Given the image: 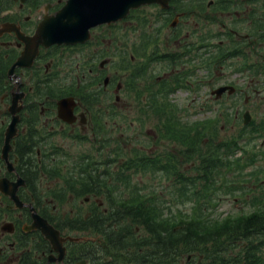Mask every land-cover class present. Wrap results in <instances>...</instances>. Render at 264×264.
Listing matches in <instances>:
<instances>
[{"label": "flooded vegetation", "instance_id": "obj_1", "mask_svg": "<svg viewBox=\"0 0 264 264\" xmlns=\"http://www.w3.org/2000/svg\"><path fill=\"white\" fill-rule=\"evenodd\" d=\"M66 1L0 0V179L6 184L4 188H13V183L20 182L15 191L20 205H17L9 195L0 192V221H5L3 224L0 222V264H27L30 252L33 253L36 264L45 263L47 259L44 252L30 249L33 241L39 240L40 242L42 237L40 230L32 227L34 221L32 214L36 213L40 217H46L41 214V190L33 184L34 179L39 175H35L23 164V159L18 152L17 140L21 142L24 135L29 139L30 134L34 141L45 144L51 142L48 140V134L68 131L69 139L66 143H71L72 138L78 139L79 142H91L88 134H95L92 127H97L94 124L99 116L108 114V110H112L114 113L112 116L123 115L125 109L119 107L116 102L119 104L125 102L126 91L139 89L141 93L144 92L141 89H146L148 91V94L144 95V100L147 99L146 103L138 101L129 109L140 105L137 110L142 108L151 110L149 102L152 101V94L157 92L156 90L163 84L166 77L178 74L168 73L165 77L158 79L157 76L155 82L151 79L152 75L147 79L140 78L142 74L140 68H136L137 73L131 72L128 75L124 74V69H121L120 73L118 71L112 74L109 71L110 56L114 57L116 54H125V57L132 60V63H136L141 54L148 57L147 63L162 60V58L160 56L155 58L158 54L152 55V52L145 53L146 45V47L139 45L140 48H137L134 45L135 41L130 44L123 37L120 39V33L107 37L108 30L137 27L143 31L145 26L142 25L141 17L145 15L142 12H145L146 8H153L158 18L155 20V25H152V21H149V24L146 23L150 29L145 28V34H148L149 45L155 52L158 51V43L183 44V48L188 47V39L194 30L199 29L200 24L190 21L189 25H185L189 22L183 19L186 15L200 16L204 24L217 25L219 35L225 38L224 40L219 39L217 45L226 47L230 40L248 38L246 31L249 29L250 22L247 17L251 11V5L245 3L244 0H169L167 7L162 8L156 3L143 5L116 21L94 25L88 29L89 35L84 41L52 43L48 46L42 43L35 46L32 42L31 45L28 44L27 37H33L41 22L48 17L55 16ZM193 3L195 6H191ZM140 13H142L141 17ZM241 18L245 19L244 27L239 26L242 22ZM210 30L207 28L203 32H210ZM197 34H201V31L197 30ZM215 36L217 34L213 33L210 37ZM189 41L191 42L192 39ZM208 43L209 45H204L208 54L219 52L215 45L212 46L211 40ZM34 47L35 55L30 64H18L17 61L20 60L25 50L28 49V54H32ZM181 53L183 54V51ZM178 56L179 54L175 53L166 57L175 59ZM118 59H120L119 56ZM120 60V65L123 66L125 60ZM21 62H29V55ZM63 64H65L64 67ZM182 72L183 70H180V73ZM180 76H183V73ZM161 81L163 82L159 83ZM13 95L22 96V107L16 125V136L11 139V149L5 160L1 157V147L5 128L11 118L8 107ZM134 95L139 98V94ZM64 97H71L75 102L72 108L74 119L71 122H66L58 116L57 102ZM103 102L106 103L104 111L100 106ZM124 116L121 117L124 119ZM37 148L35 149L36 156L41 157ZM43 151L44 148L41 147V154ZM52 212L56 211L52 209ZM87 213L91 220V227H88V231L95 232L92 227L93 216L90 211ZM49 216L54 218L50 213ZM110 224L107 222L106 228ZM112 227L117 230L114 223ZM60 231L63 235L67 233L66 228ZM99 233L102 232L93 233L95 236L90 239L94 242L93 244L99 243L98 247L117 251V246L125 245L124 233H120L119 236L112 233L109 238L105 237L104 233ZM100 237L103 238V242ZM113 237L118 238L117 242L111 240ZM94 247L96 248L95 245ZM140 250L139 248L138 251ZM66 255L67 249L63 261L57 264H71V259H67ZM167 256L168 261H172L170 253ZM41 257L44 258L42 262ZM83 257L87 264L96 263L93 259L95 258L93 249H89ZM101 263L111 264L104 261Z\"/></svg>", "mask_w": 264, "mask_h": 264}, {"label": "rangeland", "instance_id": "obj_2", "mask_svg": "<svg viewBox=\"0 0 264 264\" xmlns=\"http://www.w3.org/2000/svg\"><path fill=\"white\" fill-rule=\"evenodd\" d=\"M193 5L195 6V3L191 4V6ZM155 11L156 10L153 8H146L145 12H142L145 15L144 17H150V19L147 20L143 19L142 13L139 15L140 17L142 16V25L145 26L147 30L150 29L148 22L152 21V25H155V20L158 18V14L155 13ZM183 19L189 20L188 24L185 25H189L190 21L200 24L198 27L199 29L194 30L191 37L188 39V43L192 45V47L188 46L183 48V44L164 45L158 43V51L155 52L152 51L151 45H149L148 34H145L144 27L143 31L139 30L137 27H128L124 28V30H108L107 37L116 36L120 33V39L123 37L124 40L130 44L135 41L134 45L137 48H140V46H147L145 48V53L152 52V55L158 54L155 58L159 56L162 58V60L147 63L149 60L148 57H146L145 54H141L136 63H132V60H128V57H125V54H116L114 57L110 56L109 71L114 74L118 71L120 73V70L124 69V74L128 75L131 72L137 73L136 68H140L142 73L140 78L147 79L152 75L151 79L155 82L157 76L158 79L165 77L168 73L173 74L174 72L179 74L180 70H183V76L179 77V81H175L174 76L166 77L167 81L171 80V89L178 86L177 82L186 83L188 87V89H183L181 86H178L179 88L173 90L167 96L169 103H171L169 109L174 112V115L180 120V123L189 122L187 125H192V121L211 117V120H216L218 141L230 143L232 149L235 148V145H237L238 148L234 151L232 157L228 156V161L225 166L215 168L216 171L219 172V175L217 173L213 174V177H216V182L215 179L212 182H208L201 178V181L198 183L201 188H204L207 184H210L212 188H229L235 195L231 198L230 194H226L225 192L220 193L217 190L210 191L212 193L214 192L211 196L212 198L219 197L210 203V205L205 202L202 205V210L205 215L211 218H220L227 214L235 215L252 212L254 209L251 208L252 205L249 204L251 203L252 195H262L258 203L264 202V131L257 126L259 121L264 120V81L259 80V78L264 79V73H258L255 76L251 75L252 77H250L252 73H250L248 67L237 70V66L241 63L239 57H226L223 59V57L216 52L208 54L207 50L204 49V45L198 42L197 30L204 34L203 31L210 28L209 40L213 43H217L219 39H225L224 36L219 35L217 31L218 26L208 23L204 24L200 16L186 15ZM241 19L242 22L239 23V26L244 27L245 19ZM213 33H216L217 36L211 38L210 36L213 35ZM190 39L194 40L195 43H190ZM181 51H183V54ZM246 51L247 50L244 52ZM261 51L264 52V45L255 48L250 56L252 59H261L262 61L263 54ZM175 53L179 54L175 59H168L166 57L169 54L174 55ZM257 53L260 55H256ZM118 56L120 59L125 60L123 66L120 65L121 60L118 59ZM207 61L212 65L210 71H207L209 69L205 67V64L208 63ZM64 65L65 64L62 66L64 67ZM149 66H151L150 69H148ZM224 84L235 85L236 91L233 94L225 91L220 97H216L212 91ZM142 87H144V85H142ZM141 90L144 92L140 93L139 89L137 91H126L124 96L125 102L123 104L116 102L119 107L125 109L123 113V115H125L124 119L121 117L123 115L116 114L112 116L114 113H112V110H108V114L99 116L95 120L97 124L95 122L94 125L98 127H92L95 134H88L92 143L89 141L79 142L76 138H72L71 143H66L69 139V135L67 134L68 131H65V133L56 131L52 135L48 134V140L51 142L42 144V146L41 143H39V147L37 148L40 151L39 155L41 156V147H43L44 153L55 159L57 167L59 168L56 172H60V174L58 176H49L47 174H41L40 172L39 176L34 179L33 184L41 190V200L45 204L43 209L47 211V213L49 212L57 223H67L76 219L78 211H80V215H84L85 209H88V206L90 207L93 202L101 203V209H104L106 206L101 196H82L77 199L79 205H76L73 198L67 197L65 200H60L52 191H57L58 187L55 186L64 181L63 174L67 176L74 172L72 169L75 168L72 163L78 158L80 153L88 154L92 159L99 160L100 163H97V165L100 171H103L105 168L116 171L120 162H125L128 157H136L135 151L141 154L153 155L173 149L184 150V146H181V143L175 140L179 138L178 135H183V132L180 130L186 128H182L181 124H177L175 127L177 128V135H174L173 133L168 134V127L166 124L160 125L162 131H159L157 125H154L153 119L157 120L156 117H158L160 121H164L167 109L166 104L156 101L157 96L151 101L155 103L156 108L147 110L149 113L148 119L142 109L137 110L140 105L129 109L131 106H134L135 103L137 104L138 101L146 103L147 99L146 101L144 100V95L148 94V91L146 89ZM156 91L158 93L157 95L162 93V89H157ZM135 93L136 95L139 93V98H136L134 95ZM120 103H122V101H120ZM100 106L104 111L106 103L103 102ZM245 109H248L251 114L250 121H252L253 126H249V123L243 124L242 114ZM222 112H228V121L222 119ZM167 113L170 114L169 111H167ZM1 118L4 119L3 115H1ZM6 120H8V118ZM103 122L107 123L104 124ZM244 126L245 129H243ZM206 134L209 136V132H206ZM54 149H57V151L49 154V151ZM35 153L36 150L34 154H30L31 158H33V160H41V157H37ZM220 153L226 152L221 151ZM197 156L196 154L192 158L187 156L177 160L179 164L178 170L191 177L203 173L200 170L203 166L199 165L198 159L196 158ZM236 158H240L238 163L235 162ZM44 160L45 162H49L50 158L44 156ZM104 160L107 162L102 165L101 162ZM125 171L130 173L132 182H130V185L132 184L133 186L134 183L136 188H145V192L143 190L141 192H150L147 194L151 197L158 198L162 201L161 204H168L171 212H175L178 209L177 211H186L189 212V216L192 215L194 204L187 201L182 202L181 200L178 202L175 200V196L169 192L171 188H173V190L179 188V184L174 183V185H172L170 181V185H168L167 182H164L163 176L157 172L142 174L140 172H135L134 169H126ZM229 180H232L234 183L229 185ZM106 188L113 187L111 185L109 187L106 186ZM118 188L124 187L121 184ZM195 188H198V186ZM115 195L118 196V193H115ZM148 195L145 196L144 199H147ZM52 209L56 212L53 213ZM0 222L3 224L5 221L3 222L1 220ZM126 222H128V224H126ZM73 224L77 226L76 222H73ZM65 228L67 229V234L89 238L87 240L84 239L80 243L68 242L66 244V257L72 260L71 264H76L74 262L77 261L73 260L72 257H80L81 252L86 253L89 249H93L95 255L93 259H95L94 262L96 263L104 261L111 264H130L127 262L126 249L115 251L113 249L109 250L104 247H98L99 243L95 242V244H93L94 242L90 240L91 237L95 236V234H93L95 232H90L88 230L84 231V229L80 230L76 227L71 229L68 225ZM120 233H126L128 238L136 244L131 247L132 251H137L141 255L144 248L148 249L147 246H142V237L144 235L146 236V232L141 225L131 223L130 221H124L120 227ZM105 237H108V235L105 234ZM101 241L103 242V238H101ZM227 244L230 246L229 250L233 252L240 251L239 248L244 246L243 244H240L241 246H235L233 241H227ZM139 248L141 249L140 251H138ZM193 254L192 261L194 263L197 261V253ZM187 255L188 253L179 257L180 262H183ZM32 257H34V255H32ZM165 262L167 263V261Z\"/></svg>", "mask_w": 264, "mask_h": 264}, {"label": "trees", "instance_id": "obj_3", "mask_svg": "<svg viewBox=\"0 0 264 264\" xmlns=\"http://www.w3.org/2000/svg\"><path fill=\"white\" fill-rule=\"evenodd\" d=\"M244 2L251 5V11L247 17V20L250 22L248 25L249 29L246 31L248 38L230 40L226 47L224 45H217V43H213L212 46L215 45V48L219 49L218 54L223 59L226 57H239L241 63L237 66V70L248 67L250 73H252L250 77H252L258 73H264V52L261 51L263 54L262 61L261 59H252L250 56L255 48L264 45V0H244ZM143 19L146 20L147 18L143 17ZM197 36L199 44L209 45L208 31L204 34H197ZM190 43L193 44L195 42L192 40ZM188 46L192 47L190 44ZM244 49L247 51L244 52ZM256 55L260 54L257 53ZM207 62L205 67L209 69L207 71H210L212 65L209 61ZM182 73L171 76L175 77V81H179ZM259 80L264 81L263 78H259ZM170 85H172L171 80L167 81L165 79L161 85L162 87H158V89H162V93H159L160 95H157V92L152 94V101L157 96V102L167 105L166 118L164 121H160L156 117L157 120L153 119L154 125H157L159 131H162L160 125L166 124L168 134L173 133L174 135H177V128H175L177 124H181L182 128H186L180 130L183 132V135H178L179 138L175 140L181 143V146H184V150L175 149L174 152L169 150L153 155L141 154L135 151L136 157H128L125 162H120L116 171L106 168L100 171L97 165V163H100L99 160L92 159L88 154L80 153L78 158L72 163L75 168L72 169L74 172L67 176L63 174L64 181L55 186L58 187L57 191H52L60 200H65L67 197L73 198L76 205H79L77 199L82 196H101L107 210L103 211L96 202H93L90 207L88 206V209H85L84 215H80V211H78L76 219L67 223H57L55 218L50 217L47 211L43 209L45 204L41 200V214L61 230L65 229L68 225L71 229L76 227L87 231L88 227H91V220L87 213L90 211L93 216L92 227L94 231L102 232L108 235V237L112 233L119 236L120 227L124 221L141 225L146 232V236L142 237V246H147L148 249L144 248L141 255L137 251H132L131 247L136 244L128 238L126 233H124L125 245L116 247L117 251L126 249L127 262L130 264H264V202L258 203L262 195L251 196V203L249 204L254 209L252 212L235 215L227 214L220 218H211L205 215L202 210V205L205 202L210 205V203L219 197L212 198L211 196L214 192L210 191L225 192L226 194H230L231 198L235 195L229 188H212L210 184L201 188L198 183L201 181V178L208 182H212L215 179L216 182V177L214 178L213 174L217 173L219 175V172L215 168L227 164L228 156L232 157L234 155V151L238 149L237 145L232 149L230 143L218 141L216 120H211V117L192 121V125H187L189 122L180 123L174 112L169 109L171 103H169L167 96L173 90L179 88L178 86H181L183 89H188V87L186 83L179 82H177L178 86L173 89H171ZM149 103L151 109L156 108L155 103ZM142 109H144V113L148 119L149 113L146 108ZM222 119L228 121V112H222ZM250 125H252V121H250ZM257 126L264 131V120L259 121ZM243 129H245V126ZM206 132H209V136H207ZM37 147H39V143L34 141L30 134L29 139L24 135L21 142L17 140V148L18 152H20V157L23 159V164L30 168L35 175H39L41 172V174L49 176H58L60 172L56 171L59 168L53 157H49L43 151L41 161L38 162L39 159L33 160L31 158L30 154H34ZM54 151H57V149L49 151V154ZM221 151H225L226 153H220ZM196 154L198 155L196 158L199 165L203 166L200 169L203 173L191 177L178 170L179 164L177 160L187 156L192 158ZM44 156L50 158V161L45 162ZM239 159L236 158L235 162L238 163ZM106 162L104 160L101 163L103 165ZM126 169H134L135 172L142 174L157 172L163 176L164 182H167L168 185H170V181L172 185L174 183L179 184V188H175L174 190L171 188L169 192L175 196V200L178 202L181 200L182 202L193 203L192 215L189 216V212L186 211H177L178 209L175 212H171L168 204H161L162 201L158 198L147 194L150 192L144 193L145 188H136L134 183L133 186L132 184L130 185L131 176L130 173L125 171ZM233 183L232 180H229V185ZM121 184L124 188H118ZM111 185L113 188H106V186L109 187ZM196 186L198 188H195ZM142 190L144 192H141ZM115 193H118V196ZM147 195L148 198L144 199ZM73 222H76L77 226H74ZM107 222L111 223L108 225V228H106ZM113 223L117 227V230L113 227L111 228ZM111 240L117 242L118 238L113 237ZM227 241H233L235 246H241L240 244L244 246L239 248L240 251L233 252L229 250L230 246L227 244ZM24 244L26 245V243ZM30 249L31 251L35 249L38 252L46 253L49 245L41 237L40 242L39 240L33 241ZM168 253L171 255V262L168 261ZM186 253L192 254L191 258L187 260V255L184 258L185 260L180 263L179 257ZM193 253H197V261L194 263L192 261ZM32 255V252L28 253L27 264L35 263V257H32ZM83 256H85V253L81 252L80 257L74 256L72 259L78 260ZM43 259L41 257V262ZM94 264L105 263L99 262Z\"/></svg>", "mask_w": 264, "mask_h": 264}, {"label": "water", "instance_id": "obj_4", "mask_svg": "<svg viewBox=\"0 0 264 264\" xmlns=\"http://www.w3.org/2000/svg\"><path fill=\"white\" fill-rule=\"evenodd\" d=\"M169 0H67L64 6L56 13L55 16L48 17L41 22L33 37H27L28 44L31 42L33 46L38 43L46 46L52 43H74L76 41H84L89 33L88 29L94 25L109 23L125 17L131 9L146 4H159L161 7H167ZM25 50L20 60L17 61L21 65H29L35 55V47L32 54H28ZM29 55V62H21ZM232 85H222L212 91L219 97L223 92H234ZM22 96L13 95L8 112L11 115L10 122L5 128L3 145L1 148V157L7 160L8 152L11 149V139L16 136V125L19 121V111L22 107ZM75 102L71 97H64L57 102L58 116L66 121L71 122L74 119L72 108ZM251 116L248 110L243 113L244 123L250 120ZM20 182L13 183V188H4L5 183L0 179V192L9 195L17 205H20L15 194L17 185ZM32 209V208H31ZM34 221L32 227L39 229L44 239L48 241L51 253L47 257L44 264H54L61 262L65 255L66 241L81 242L89 238L81 236H63L60 230L55 228L44 217H40L36 213L32 214ZM78 264H85V260H81Z\"/></svg>", "mask_w": 264, "mask_h": 264}]
</instances>
